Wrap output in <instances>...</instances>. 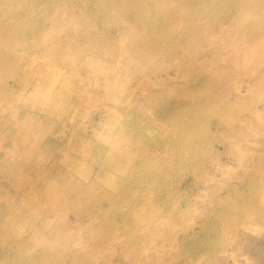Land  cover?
Returning <instances> with one entry per match:
<instances>
[{
  "label": "rangeland",
  "instance_id": "1",
  "mask_svg": "<svg viewBox=\"0 0 264 264\" xmlns=\"http://www.w3.org/2000/svg\"><path fill=\"white\" fill-rule=\"evenodd\" d=\"M261 193L264 0H0V264H264Z\"/></svg>",
  "mask_w": 264,
  "mask_h": 264
},
{
  "label": "bare ground",
  "instance_id": "2",
  "mask_svg": "<svg viewBox=\"0 0 264 264\" xmlns=\"http://www.w3.org/2000/svg\"><path fill=\"white\" fill-rule=\"evenodd\" d=\"M50 18V17H49ZM45 19V18H44ZM41 20H43L42 18H41ZM49 20V19H48ZM41 22V21H40ZM44 22V21H43ZM45 24H46V22H45ZM44 26V25H43ZM47 87H49L50 88V90L48 91L49 93H48V96H47V98L45 99V101L43 102V108H46L48 105L46 104L47 102H49L52 98L54 99V93H52V92H54V83L53 82H51ZM39 111H43V109H39ZM48 111V110H47ZM97 124V123H96ZM97 130V129H96ZM120 131L121 132H125V133H127V132H129V133H131V132H133V131H135V129H129V130H127V128H120ZM92 133V132H91ZM103 137H105V135L103 136ZM86 139V138H85ZM99 140V139H98ZM101 140V139H100ZM90 140H88V142H89ZM134 142L135 143H137V144H139V141L138 140H134ZM257 143H259V142H257ZM134 145V143L133 142H131L130 144H129V146H133ZM157 145V144H156ZM158 146V145H157ZM143 148V147H142ZM97 150V149H96ZM85 155V154H84ZM145 158V157H144ZM111 159V158H110ZM140 160H142V159H140ZM113 161L112 160H109V163H112ZM141 164V163H140ZM115 165H117L118 166V163H115ZM131 172V171H130ZM133 172V171H132ZM136 172V171H135ZM165 173V172H164ZM83 174V173H82ZM100 175H101V177H102V173L100 174V172L98 173V174H96L95 175V177H100ZM130 175V174H129ZM128 175V176H129ZM143 175V174H142ZM104 176H106V175H104ZM162 176V175H161ZM130 177V176H129ZM105 180H106V177L105 178H101V183H104L105 182ZM132 184V183H131ZM263 191V190H262ZM259 200H264V195L261 193V195L259 196ZM260 204V203H259ZM217 261H219V260H217ZM223 263V262H222Z\"/></svg>",
  "mask_w": 264,
  "mask_h": 264
}]
</instances>
